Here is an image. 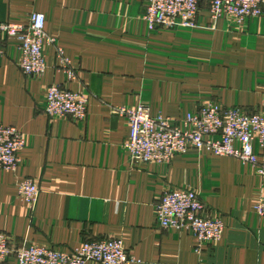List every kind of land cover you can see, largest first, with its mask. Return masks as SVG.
Wrapping results in <instances>:
<instances>
[{"label":"crops","instance_id":"obj_1","mask_svg":"<svg viewBox=\"0 0 264 264\" xmlns=\"http://www.w3.org/2000/svg\"><path fill=\"white\" fill-rule=\"evenodd\" d=\"M145 9L146 0H0V22L26 24L42 13L45 32L77 71L67 82L54 46L44 43L43 73L25 75L18 42L0 37V124L25 139L19 165L0 170V231L15 245L62 251L118 238L132 264H264V217L254 210L264 175L196 149L168 163L133 164L124 147L128 121L112 109L145 105L175 120L207 103L264 113V11L241 23L212 20L204 2L194 27L150 29ZM52 84L87 98L83 121L47 114ZM253 149L264 160V148ZM27 177L39 188L33 207L17 192ZM181 188L198 193L204 216L224 223L221 238L200 252L190 231L156 225L162 193Z\"/></svg>","mask_w":264,"mask_h":264},{"label":"built area","instance_id":"obj_2","mask_svg":"<svg viewBox=\"0 0 264 264\" xmlns=\"http://www.w3.org/2000/svg\"><path fill=\"white\" fill-rule=\"evenodd\" d=\"M206 3L212 20L222 15L241 23L248 17L260 16L264 0H146L144 19L150 29L158 27H194L201 4ZM42 13L32 12L26 24L0 22V37H11L18 42L19 67L25 75L38 76L45 69L43 44L55 48L56 70L66 81L77 77V71L63 48L44 29ZM4 48L0 43V57ZM113 112L128 121L130 132L124 147L133 164L147 162L168 163L173 155L188 149L204 150L216 156H231L251 165L264 175V160L254 153L257 142L264 148V113L249 112L242 107L223 108L207 103L199 109L175 120L163 115H152L145 105L113 106ZM45 111L51 116H67L83 121L87 114V98L60 84L49 86L45 96ZM25 144L23 134L14 126L0 124V170H14ZM19 197L29 207L36 203L39 188L27 177L17 184ZM205 206L192 189H167L155 204L156 225L162 229L190 231L196 238L195 251L205 243L221 238L224 223L219 217L204 216ZM258 216L264 217V195L254 205ZM14 258L19 264H132L135 259L125 250L121 239L102 238L83 241L70 251L30 244L15 245L0 231V264Z\"/></svg>","mask_w":264,"mask_h":264}]
</instances>
